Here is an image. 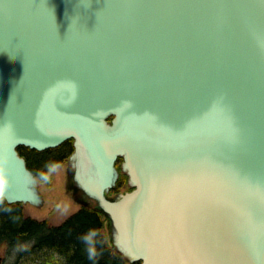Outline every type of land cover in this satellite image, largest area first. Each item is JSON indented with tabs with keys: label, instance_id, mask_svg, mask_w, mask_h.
Wrapping results in <instances>:
<instances>
[{
	"label": "water",
	"instance_id": "water-1",
	"mask_svg": "<svg viewBox=\"0 0 264 264\" xmlns=\"http://www.w3.org/2000/svg\"><path fill=\"white\" fill-rule=\"evenodd\" d=\"M69 139L127 262L264 264V0H0V199L41 206L17 148Z\"/></svg>",
	"mask_w": 264,
	"mask_h": 264
},
{
	"label": "trees",
	"instance_id": "trees-1",
	"mask_svg": "<svg viewBox=\"0 0 264 264\" xmlns=\"http://www.w3.org/2000/svg\"><path fill=\"white\" fill-rule=\"evenodd\" d=\"M17 150L24 157L28 169L38 179L45 180L53 167L67 160L73 146L69 139L43 151L25 146ZM121 185L119 177L115 185L117 190ZM103 227L104 218L94 208L80 206L63 222L52 225L46 219L25 215L22 203H8L0 199V244L12 248L29 243L27 248L18 252L14 264H51L45 257L47 252L58 254L59 264H139L129 263L114 252L106 240Z\"/></svg>",
	"mask_w": 264,
	"mask_h": 264
},
{
	"label": "rangeland",
	"instance_id": "rangeland-1",
	"mask_svg": "<svg viewBox=\"0 0 264 264\" xmlns=\"http://www.w3.org/2000/svg\"><path fill=\"white\" fill-rule=\"evenodd\" d=\"M119 161L116 166L119 167ZM66 161L56 165L49 172V177L45 180L38 179L39 191L44 199L41 206H33L30 204L23 205L25 215L36 218L46 219L50 224L57 225L71 213L80 208L81 204L73 199L72 194L66 188ZM123 185L119 190H123L125 185V176L120 174ZM103 227V233L107 240V231ZM29 243H22L16 247H8L6 244H0V256L2 261L0 264H14L19 251L27 248ZM47 259L51 264H59L60 256L56 253L47 252Z\"/></svg>",
	"mask_w": 264,
	"mask_h": 264
},
{
	"label": "flooded vegetation",
	"instance_id": "flooded-vegetation-1",
	"mask_svg": "<svg viewBox=\"0 0 264 264\" xmlns=\"http://www.w3.org/2000/svg\"><path fill=\"white\" fill-rule=\"evenodd\" d=\"M125 161H126L125 156H123V157L120 158L119 177H120V174H121V175H124V176L126 177L125 180H124L125 185L122 187L123 190H117V187L114 186V188H112L111 190H109V192H108V196H113V195L118 194L119 192H125V191H127V190H131V189H132L131 186H130V184H129V175H128V172L123 171V170L121 169V168H122L121 165H122ZM122 185H123V183H122ZM105 229H106V231H107V228H105ZM107 241H108V235H107ZM114 252H115V251H114Z\"/></svg>",
	"mask_w": 264,
	"mask_h": 264
},
{
	"label": "bare ground",
	"instance_id": "bare-ground-1",
	"mask_svg": "<svg viewBox=\"0 0 264 264\" xmlns=\"http://www.w3.org/2000/svg\"><path fill=\"white\" fill-rule=\"evenodd\" d=\"M127 140H128V138H127ZM133 163H134V169H139L140 164H139L138 157L136 155L133 156Z\"/></svg>",
	"mask_w": 264,
	"mask_h": 264
}]
</instances>
